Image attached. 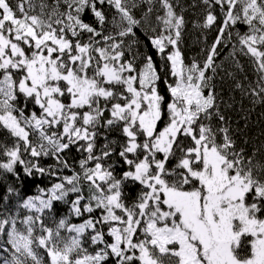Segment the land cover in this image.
I'll return each mask as SVG.
<instances>
[{"label": "snow or ice", "instance_id": "1", "mask_svg": "<svg viewBox=\"0 0 264 264\" xmlns=\"http://www.w3.org/2000/svg\"><path fill=\"white\" fill-rule=\"evenodd\" d=\"M257 107L264 0H0V264H264Z\"/></svg>", "mask_w": 264, "mask_h": 264}, {"label": "trees", "instance_id": "2", "mask_svg": "<svg viewBox=\"0 0 264 264\" xmlns=\"http://www.w3.org/2000/svg\"><path fill=\"white\" fill-rule=\"evenodd\" d=\"M186 2H190V0H186ZM188 18L189 20L194 19L195 17L193 16L192 11H190L188 13ZM214 33L210 34L208 37V43L211 42L212 38L214 37ZM203 38L200 36V33L193 29L191 24H189V31L188 34L186 36V56L188 57H192L195 56L201 49V47H203V43L200 42L202 41ZM226 54V53H225ZM239 94H237V100H239ZM237 109H239V104H237ZM243 107L245 109V111L250 107L249 103L247 100H245L243 102ZM262 113H264V109H261L260 107H257L252 113H251V126L254 132L259 131V129L261 127H264V115H262ZM243 112H234L233 116L235 119H239V117L241 115H243ZM241 123H243V121H241ZM35 187L34 185L32 186V190L29 192V194H32L35 191Z\"/></svg>", "mask_w": 264, "mask_h": 264}]
</instances>
